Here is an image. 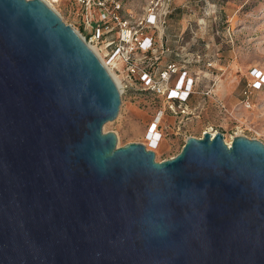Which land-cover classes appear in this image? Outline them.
I'll use <instances>...</instances> for the list:
<instances>
[{"label":"water","instance_id":"obj_1","mask_svg":"<svg viewBox=\"0 0 264 264\" xmlns=\"http://www.w3.org/2000/svg\"><path fill=\"white\" fill-rule=\"evenodd\" d=\"M121 93L42 0H0V264H264V144L157 162L104 126Z\"/></svg>","mask_w":264,"mask_h":264},{"label":"rangeland","instance_id":"obj_2","mask_svg":"<svg viewBox=\"0 0 264 264\" xmlns=\"http://www.w3.org/2000/svg\"><path fill=\"white\" fill-rule=\"evenodd\" d=\"M116 1L133 24L143 20L151 6L162 10L155 0ZM171 1L164 30L148 29L157 46L166 50L157 68L175 63L178 72L171 88L192 80L195 94L180 105L155 97L135 82L122 94L119 115L104 126V133H115L118 147L144 145L157 162L176 157L189 137L201 138L205 132L222 133L229 143L244 136L264 144V0ZM77 3L60 0L53 8L102 57L104 47L91 43L92 25L86 19L79 22ZM91 10L97 21L100 9ZM259 82L262 87L257 89ZM159 111L165 112L160 123L163 138L152 147L149 134Z\"/></svg>","mask_w":264,"mask_h":264},{"label":"built area","instance_id":"obj_3","mask_svg":"<svg viewBox=\"0 0 264 264\" xmlns=\"http://www.w3.org/2000/svg\"><path fill=\"white\" fill-rule=\"evenodd\" d=\"M42 1L52 8L60 0ZM155 1L162 10H155L151 6L147 16L135 24L132 23L131 18L122 15L123 5L120 1L78 0V3L87 12L86 24L92 25L90 26L93 31V36L90 38L91 43L95 42L97 45L100 44L101 48L104 47L103 56L98 55L91 46L90 48L96 53L110 75L114 74L119 79L120 87L118 86V88L121 96L133 87L135 82H139L144 89L153 93L155 97H163L170 103L177 102L180 105H186L190 97L195 94L194 82L192 80L191 82L187 81L180 88L172 89L171 81L178 72L177 65L172 63L167 65L165 69L157 68L166 50L163 45L157 46L155 35L149 34L148 29L164 30L172 1ZM93 7L100 9L97 21L91 13ZM53 10L55 11V9ZM112 33H117L116 37H110ZM120 77H122L121 80ZM256 85L257 89L262 87L261 82L256 83ZM247 94L245 93V95ZM171 109L173 110V106ZM164 115V111H159L156 116L157 121L151 127L149 135L158 136L157 143L152 144V147H156L163 138L160 132V123ZM149 140L152 143L150 136ZM230 145L231 143L228 144L229 147Z\"/></svg>","mask_w":264,"mask_h":264},{"label":"bare ground","instance_id":"obj_4","mask_svg":"<svg viewBox=\"0 0 264 264\" xmlns=\"http://www.w3.org/2000/svg\"><path fill=\"white\" fill-rule=\"evenodd\" d=\"M57 1H59V0H57ZM54 7V5L52 6V8ZM54 9V8H53ZM93 50H94V48H93ZM96 51V50H95ZM112 76H113V78H114V80L116 81V83H117V85L120 87V84H119V79L114 75V74H112ZM213 134V133H212ZM214 135V134H213ZM158 136L156 135H153V134H151L150 135V139L152 140V143L153 144H155V143H157L156 141L158 140V138H157ZM162 141V139L159 141V143H158V145L156 146V147H158L159 146V144H160V142ZM228 144H229V142H227Z\"/></svg>","mask_w":264,"mask_h":264},{"label":"crops","instance_id":"obj_5","mask_svg":"<svg viewBox=\"0 0 264 264\" xmlns=\"http://www.w3.org/2000/svg\"><path fill=\"white\" fill-rule=\"evenodd\" d=\"M77 5L79 6L78 19H79V22H81L82 20L86 19V16L84 14L85 9L81 5H79V3H77Z\"/></svg>","mask_w":264,"mask_h":264},{"label":"trees","instance_id":"obj_6","mask_svg":"<svg viewBox=\"0 0 264 264\" xmlns=\"http://www.w3.org/2000/svg\"><path fill=\"white\" fill-rule=\"evenodd\" d=\"M169 16H170V14H169ZM169 16H168V18H169ZM168 18H167V20H168Z\"/></svg>","mask_w":264,"mask_h":264}]
</instances>
